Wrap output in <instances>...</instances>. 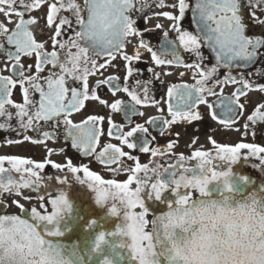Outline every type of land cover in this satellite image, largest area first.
I'll return each mask as SVG.
<instances>
[{
  "label": "snow or ice",
  "instance_id": "1",
  "mask_svg": "<svg viewBox=\"0 0 264 264\" xmlns=\"http://www.w3.org/2000/svg\"><path fill=\"white\" fill-rule=\"evenodd\" d=\"M115 2L119 5L123 21V39L110 43L106 47H100L93 42L87 28L93 22L91 7L93 0H82V3L79 0H0V15L5 18L0 21V54L4 56V67L0 68V118H4L5 121L0 123V129L17 131L18 134L20 130L27 132L30 128L39 132L43 127L40 122L43 121L44 125L53 129L62 127L65 138L71 139L73 148L80 149L84 155H92L97 153L96 145L101 136L100 122L104 117L90 115L79 124H74L69 119L73 112H78L85 106V101H98L100 105L109 107L112 112L123 111L126 113V120L128 115H143L138 113L137 106L158 103L153 99L149 86L153 80L160 79L161 73L149 67L147 71L151 76L148 80L137 79L134 85H129V78L139 71L133 64L140 61L141 56L139 51H136L134 55L124 52L128 38L141 35L137 29V20L132 18V12L143 13L149 5L144 0H115ZM154 2L157 8L168 7L173 11L178 10L177 15H174L173 11H161L155 15L163 16L171 22L170 27L176 33L175 40H178L179 47L193 54L195 59L192 62L183 60L174 40L166 41L170 45L168 54L171 58H163L143 39L139 42V48L146 49L151 54V60L156 66L174 65L192 70L195 82L169 86L166 102L171 120L150 117L147 123L163 127L175 124L180 119L199 120L200 116L194 109L198 104H207L210 110L222 109L220 115L224 118H220L219 123L233 124V117L244 110V105L239 103L240 97L246 96L247 91L253 89L244 70L255 61L258 55H264L258 51L264 48V38L246 34L248 26L243 19V8H249L253 20L264 26V19L256 17L257 9L264 12V0H246V2L245 0H175L174 3L167 5L165 0H154ZM42 5L47 7L46 26L54 29V35L50 37L52 51H46L45 43L37 42L34 37L31 26L37 25V20L25 19L27 13L40 9ZM61 10L71 12L79 29H73L74 35L68 36L67 39L63 36L67 34L71 25L66 17L58 16ZM188 11L191 12L192 23L195 24L194 31H186L182 28V21L186 18ZM13 17H16V20H13ZM56 20L59 22L54 24ZM145 20L147 21V17ZM9 24L14 26L10 28ZM155 27L159 29L163 25L157 23ZM146 31L149 30L146 29ZM168 35V31H165V38ZM6 45L14 50H9ZM202 46L210 49L214 56L215 62L211 67L204 63L207 58L202 55ZM116 52H119L121 58L127 61L124 86L121 87L118 83L119 77L108 76L97 79L96 85L90 88L89 77L106 67L105 63L97 65L95 57L104 55L109 59H115ZM33 54L36 74H32L31 65L25 67L22 62V57H30ZM45 65H52L53 70H50L47 76H41ZM221 68L227 71L223 79H218L216 77ZM234 69L237 70V75H233ZM5 71L9 74L3 75ZM168 74L170 73H165V75ZM73 83L77 86H72ZM228 83L239 84L240 87L232 93L231 97H223L222 86ZM105 85L109 87L113 96L121 91L126 93L130 103L125 104L121 99H115L109 104L101 99L98 89ZM17 86L22 93V102H15L12 98L13 90ZM217 86L221 87V93L215 91ZM255 87L260 92H264V84H258ZM34 93L39 94L38 100L33 98ZM206 96H217L218 102L208 103ZM9 106L15 110L14 117ZM13 118L17 121L15 128L10 124ZM212 118L218 119L215 111L212 112ZM247 121L252 124L264 122V103L255 107L254 111L247 116ZM108 123V135L114 136L121 145H126L128 149H138L141 153L150 151L151 140L137 137V134H144L147 137L148 127L137 123L130 130L122 131V126L114 125L110 118ZM244 127L247 129L248 124L246 123ZM51 138H54V133L50 131H43L40 139L23 136L24 141L31 139L33 144H41L44 140ZM8 143H20V141L9 140ZM212 143L216 149V156L213 157L205 151H194L190 157L195 161L193 165L187 164L185 156L180 155L176 163L167 162V166L156 163L150 168L148 164L142 165L137 162L131 168L122 166L111 169L114 174L121 170L129 173L122 183L114 179H102L87 166L76 167L70 160L62 165L47 159L39 163L19 156H0V197H3L5 193H15L19 196L21 189H32L37 192L41 201L39 207L45 210V214H41L36 207L29 210L23 205H18L24 218L20 215L0 214V221L16 222L22 232L19 240L13 239L10 242V249L3 247V234L0 233V264H54L48 251L60 250V248L49 238L61 235L56 224L64 213L71 210V204L66 194L60 191L55 198L48 200L52 210L47 211L43 203L45 196L40 192V189L48 191L41 175L46 164H51L59 171L66 168L76 180L87 184L88 188L94 192L97 204L110 203V214L123 218L122 226L116 230L127 241L126 245L121 246L127 247L136 264H162V261L163 264H172L179 254V250L172 243L174 234L171 229L177 227L179 223L172 209L186 205L193 199V189L201 198L207 197L208 186L213 182L223 181L225 192H232L228 179L231 175L230 167L226 170H217L218 163L214 161L218 159L221 163L230 165L241 157L242 150H247L248 154L256 157L260 164L264 165V147L255 143L242 142L235 146L221 145L214 140ZM172 148L173 143L170 142L167 145V151L171 152ZM48 152L51 153L52 149H48ZM158 155L162 156L164 152L152 148L151 156ZM122 157H127L128 160L136 159L112 143L105 144L96 156L98 160L106 164L117 163ZM5 162L9 167L4 166ZM79 173H83V178L78 175ZM140 173L143 175L141 176ZM56 181L58 184L65 182L59 176ZM133 183L136 185L134 189L130 187ZM182 189L188 191H181ZM168 192L171 193V197L168 196L165 201L168 211L156 217L152 222L151 231H146L149 221L145 217L149 210L145 206V198L161 201L162 194ZM244 201L252 207L264 209V191L259 194L253 193ZM12 203L15 204L17 201L13 200ZM6 208L7 205L0 200V212L5 211ZM137 208L140 209L139 212L135 211ZM105 242V234L100 233L96 247L99 248ZM46 246L48 251H45ZM62 264H68V262L64 261ZM103 264H111V262L106 259Z\"/></svg>",
  "mask_w": 264,
  "mask_h": 264
},
{
  "label": "flooded vegetation",
  "instance_id": "2",
  "mask_svg": "<svg viewBox=\"0 0 264 264\" xmlns=\"http://www.w3.org/2000/svg\"><path fill=\"white\" fill-rule=\"evenodd\" d=\"M82 3V0H79ZM149 7L144 10L143 13L136 11L132 12V18L137 20V29L140 31V36H133L128 38V42L125 44L124 52L129 55H134L136 51L140 52L141 60L134 62L133 66L137 68L138 73H134L129 78V85H134L137 79L148 80L151 74L147 71L149 67L153 68L156 72L161 73L160 79L153 80V83L149 86L150 92L157 104L149 103L146 106H137L138 113L143 115H128L126 120V113L112 112L111 109L105 105H100L98 101H85V106L78 112H73L69 119L74 124L82 123L90 115H98L104 117L100 122L101 136L96 145L97 153L103 149V146L107 143L115 144L117 147H121L123 151L136 157L134 160H128L127 157L120 158L119 162L113 164H106L96 158L97 153L92 155H84L80 149L73 148L70 138H65L63 128L53 129L44 125L41 121L40 131H34L28 129L27 132L20 130L17 131L0 129V156H19L22 158L32 159L34 162L42 163L46 159L62 165L67 164L70 160L76 167L87 166L90 171L96 172L102 179H114L118 183H122L127 179L128 172L119 171L113 173V168H131L134 167L137 162L140 164H148L149 167H154L156 163L167 166V162L176 163L180 155H184L186 163L193 165L194 160L190 157L194 151L209 152L213 157L216 156V149L212 141H216L221 145L235 146L237 143H255L258 146L264 147V122H257L252 124L247 121V116L250 115L258 104L264 103V92H260L255 86L258 84H264V55H258L255 61L250 64L244 74L249 82L253 85V89L247 91L246 96H241L239 103L244 105V110L241 114L233 117L234 123L231 125H225L219 123L220 118H224L220 115L222 109L214 108L210 110L207 104L196 105L194 111L200 116L199 120L189 121L180 119L175 124H168L167 126L149 125L147 121L150 117H160L162 120H171V116L168 114L167 104V89L171 85H179L182 83L192 84L194 83L192 70L185 69L180 66L174 65H161L156 66L151 60V54L143 48H139V42L143 39L153 51H157L163 58H171L170 45L167 44V40H174L177 45V50L181 55V58L186 62H192L195 57L191 53H187L183 48L179 47L178 40H175L176 33L171 30V22L163 16H157L155 13L161 11H173L171 8L165 7L163 9L157 8L154 0H144ZM175 0H165V4L174 3ZM246 2V0H245ZM139 7V4H137ZM47 7L42 5L40 9H35L31 13L25 15V19L35 18L37 25L31 26L34 37L37 42L45 43V50L52 51L53 45L50 37L54 35V29H50L46 26L47 21ZM174 15L178 14V10L173 11ZM58 16L66 17L70 21L71 27L66 35L63 36L67 39L68 36L74 35V30H79L78 25L75 23V18L70 11L61 10ZM147 17V21L145 20ZM256 17L264 19V12L259 9L256 11ZM5 18L0 15V21ZM16 20V17L12 18ZM243 19L248 27H246V34L249 36H260L264 38V26H261L258 22H255L252 18L249 8H243ZM59 20L54 21L58 23ZM160 23L163 25L161 28H156L155 25ZM14 25L9 24L8 27ZM67 27V26H65ZM182 28L186 31H194L192 27L191 12H186V18L182 21ZM148 29L149 31H146ZM42 30V32H41ZM168 31L167 38L164 36V32ZM60 39V38H58ZM9 50H14L11 46H7ZM75 51V49H72ZM264 53V48L258 50ZM202 55L207 59L204 61L209 67L212 66L214 56L211 50L202 46ZM115 59H109L108 57L101 55L95 57L97 65L105 63L106 67L102 70H98L96 75L89 77L90 88L96 85L97 79L107 78L108 76L119 77L118 83L121 87L124 86V76L126 75L125 65L127 61L121 58L119 52L114 53ZM4 56L0 54V68L4 67ZM22 62L27 67L31 65L32 74L35 73V55L30 57H22ZM53 70L52 65H45L44 71L41 76H47L49 71ZM59 71V69H55ZM227 70L221 68L216 78L223 79ZM102 73V75H101ZM165 73H170L165 75ZM181 73H184L181 75ZM249 73L251 75H249ZM8 75L7 71L2 73ZM233 75H237V70H233ZM211 84V82H210ZM72 86H77L73 83ZM223 91L221 93V87L217 86L215 91L221 93L223 97H231L232 93L236 91L239 84H224ZM13 100L15 102H22V93L19 86L13 90ZM98 95L101 99L106 100L109 104L114 102L115 99H121L125 104L130 103V98L124 92H117L116 96H113L107 85L98 89ZM142 96V93H141ZM34 99H39V94H33ZM143 98V97H142ZM208 103L215 104L218 102L217 96H206ZM235 108V105L233 106ZM9 110L13 112L15 110L9 106ZM215 111L218 115L217 120H213L212 112ZM231 115V114H229ZM109 118L114 125H121L122 131H128L135 124H143L149 128L147 137L144 134H137L139 139H150V151L148 153H141L138 149H128L126 145H121L119 140L114 136L108 135ZM4 118H0V123H4ZM248 124V128L244 127ZM13 128L16 127L17 121L13 118L10 121ZM43 131H50L54 133V138L46 139L41 144L31 143V139H40ZM28 135L31 139L24 141L23 136ZM154 138V139H152ZM20 141V143H8V141ZM173 143L171 152L167 151V145ZM157 148L164 152V155H158L157 157L151 156V149ZM48 149H52L49 153ZM247 156L248 158H246ZM217 164V170H226L228 167L231 169V175L228 178L232 187V192L227 193L224 190L223 182H213L208 186L209 196L217 198L223 195H234L235 197H243L250 190H255L261 193L264 191V165L260 164V161L247 153V150H242L241 157L232 164L221 163L218 159L214 161ZM5 167H9L5 162ZM15 175V174H14ZM43 176L45 187L48 191L40 189V192L44 194L45 199L43 203L48 212H51V205L48 200L53 199L58 195V192L63 191L71 204V210L64 213L58 220L56 227L61 232L58 237H51L52 239L65 240L76 251L84 264H103L106 259L111 264H136V261L132 259L130 251L127 249L126 238L120 236L117 233V228L122 226L123 218L119 215L113 216L110 214V203L100 205L96 203L95 195L90 190L87 184L80 183L76 180L72 174L67 172L65 168L63 171H59L46 164L45 169L41 172ZM78 175L83 178V173ZM142 176L143 173H140ZM151 175V173H150ZM64 180V183H57V177ZM18 178V177H17ZM135 183L131 185V188H135ZM181 191H188L182 189ZM194 196H199V193L192 190ZM171 197V193L162 194L161 201H155L153 199L145 198V206L149 212L145 219L149 221L146 225V231H151L152 212L150 208H158L160 210L168 209L165 201ZM7 205L5 211L0 214L20 215L24 218L18 205H23L26 209L36 207L41 214H45V210L39 207L41 201L38 198L37 192L32 189H21L19 196L15 193H5L3 197H0ZM16 200L17 203H12ZM135 211L139 212L137 208ZM100 233L105 234V243L101 244L99 248L96 247L97 237ZM163 264V263H162Z\"/></svg>",
  "mask_w": 264,
  "mask_h": 264
},
{
  "label": "clouds",
  "instance_id": "3",
  "mask_svg": "<svg viewBox=\"0 0 264 264\" xmlns=\"http://www.w3.org/2000/svg\"><path fill=\"white\" fill-rule=\"evenodd\" d=\"M91 7L93 22L87 28L93 42L106 47L122 40L123 21L115 0H93ZM172 212L179 222L171 229L172 243L179 250L172 264H264V209L244 200L208 195L193 196ZM0 233L5 249L22 235L19 224L11 220L0 221ZM48 255L54 264H71L61 250Z\"/></svg>",
  "mask_w": 264,
  "mask_h": 264
},
{
  "label": "water",
  "instance_id": "4",
  "mask_svg": "<svg viewBox=\"0 0 264 264\" xmlns=\"http://www.w3.org/2000/svg\"><path fill=\"white\" fill-rule=\"evenodd\" d=\"M192 27H193V30H194L195 29V24L194 23H192ZM253 193H258L259 194L258 191L250 190L243 197H235L234 195H223V196H230L233 199L245 200L249 195H251ZM167 211H168V209L160 210L158 208H151V212H152V215H153L152 222H153V220H155L156 217H159V216L163 215ZM49 239H51L52 242L56 246H58L60 248V250L63 252V254L68 257V259L70 260L71 264H84L83 261L81 260V258L79 257V255L72 248V246H70V244L67 241H65V240H57V239H52V238H49ZM162 263H163V261H162Z\"/></svg>",
  "mask_w": 264,
  "mask_h": 264
}]
</instances>
